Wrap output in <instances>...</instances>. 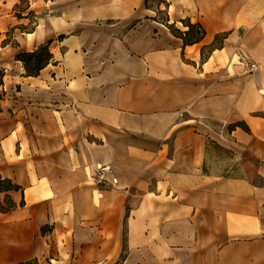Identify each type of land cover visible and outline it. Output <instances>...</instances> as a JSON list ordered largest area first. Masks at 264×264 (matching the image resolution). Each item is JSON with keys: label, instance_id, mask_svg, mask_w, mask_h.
Listing matches in <instances>:
<instances>
[{"label": "crops", "instance_id": "obj_1", "mask_svg": "<svg viewBox=\"0 0 264 264\" xmlns=\"http://www.w3.org/2000/svg\"><path fill=\"white\" fill-rule=\"evenodd\" d=\"M50 2L0 0V264H264V0Z\"/></svg>", "mask_w": 264, "mask_h": 264}, {"label": "trees", "instance_id": "obj_2", "mask_svg": "<svg viewBox=\"0 0 264 264\" xmlns=\"http://www.w3.org/2000/svg\"><path fill=\"white\" fill-rule=\"evenodd\" d=\"M185 25L188 26V29L185 32H181L180 30L176 29L169 23H166L171 31L174 34L179 35L182 39L184 44L192 43L198 41L203 33V28L197 23H190L189 21L184 22ZM52 57L51 52L49 51L48 44H42L36 49L32 51H19L15 54V59L20 60L22 62L24 71L26 75L36 76L39 74L40 70L44 68L49 62ZM5 75V71L3 68H0V100L3 98L5 94V90L3 88V77ZM237 126L242 127L245 130H249L248 127L242 121H236L225 125V128L228 132L234 130ZM19 188L18 185L11 183L9 179H2L0 177V190L3 189H13ZM13 204L9 201L5 206H1V208H10ZM27 264V263H25Z\"/></svg>", "mask_w": 264, "mask_h": 264}, {"label": "rangeland", "instance_id": "obj_3", "mask_svg": "<svg viewBox=\"0 0 264 264\" xmlns=\"http://www.w3.org/2000/svg\"><path fill=\"white\" fill-rule=\"evenodd\" d=\"M45 1H46L45 7L49 8L52 5V3L50 2V0H45ZM7 40H11V37L8 36ZM0 65H2L5 68V74H6L5 81L7 83V86L12 87V89L14 90V87L12 86V84H13V81L17 78V73H18L17 66L13 63L10 55H6L2 52H0ZM45 90L47 89L45 88ZM209 123H210L211 128L214 130L220 131L223 128V125L221 124L214 123V122H209ZM231 163H232L231 160L218 162V163L213 161L211 162V167L212 169L218 168L217 170L221 171L225 168V165L231 164ZM259 182H263V180L259 179Z\"/></svg>", "mask_w": 264, "mask_h": 264}, {"label": "built area", "instance_id": "obj_4", "mask_svg": "<svg viewBox=\"0 0 264 264\" xmlns=\"http://www.w3.org/2000/svg\"><path fill=\"white\" fill-rule=\"evenodd\" d=\"M248 66H249L250 69L253 70L256 67V64L253 63V62H249V65Z\"/></svg>", "mask_w": 264, "mask_h": 264}]
</instances>
